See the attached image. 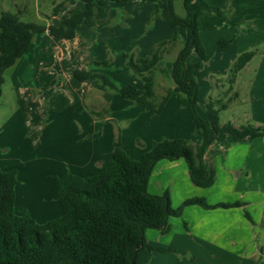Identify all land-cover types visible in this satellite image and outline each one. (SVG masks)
Instances as JSON below:
<instances>
[{
    "label": "rangeland",
    "instance_id": "374dc122",
    "mask_svg": "<svg viewBox=\"0 0 264 264\" xmlns=\"http://www.w3.org/2000/svg\"><path fill=\"white\" fill-rule=\"evenodd\" d=\"M211 1L221 0H210L209 3L212 4ZM61 2H64L59 10H62V15L73 7H85V3L81 0H4L0 5V12L2 10L18 12L19 9L27 8L29 12L27 15H22L23 20L48 19L52 21L51 23H55L52 18L54 6ZM144 2L153 4L148 0ZM124 5L110 2L105 15L98 20L96 27L80 24L79 32L85 42L81 45L83 51L81 55L93 61L91 67L95 72L92 73L105 74L116 86L132 84L142 88V78L124 69L123 54H134L135 57L146 56L152 45L157 44L158 40L166 35L165 26L171 28V24L168 20L155 17L152 11L144 9L140 4L131 3L127 9L123 8ZM175 9L179 15H185L182 0L175 2ZM221 9L223 10L221 15L205 13L219 21L217 24L213 22L208 24L210 26L207 28L203 26L200 33L202 44L205 51L210 54V59L204 62L201 69L195 71L199 85L197 111L207 119V102L211 98L223 99L228 102V106L220 113L221 123L230 121L242 125L251 122L259 125L254 116L256 113L253 114L254 111H251V99L256 110L259 111L264 106V71L257 70L264 46L258 45V48H255L257 52L248 68L243 69L239 74L234 89L238 92V97L236 98L234 91L230 95L223 93L230 88V69L239 56L237 53L243 47L253 49L254 46L250 45L253 43L256 45L262 40L264 29L246 31L243 30L245 28L243 25H239L236 31L229 30V22L232 18L234 20V17H230L232 14L228 6ZM177 31L179 33L177 44L165 54L155 71V90L158 96L164 93L166 87L173 86L172 62L176 59L187 34L184 27H178ZM37 36L42 40L44 38L40 33ZM220 39L232 41L225 47L216 46V42ZM39 42L33 43L32 50L39 46ZM29 54L30 52L25 54L16 65L4 72L5 80L0 94V169L17 170L19 187L25 188L18 193L21 211L27 209V203L33 205V200L28 194L26 196L25 190L27 191L28 188L35 190L36 187L47 193L51 190L55 176L63 177L71 171L70 167L76 161L75 149L85 145L92 137L95 122L99 123V131L105 128L107 122L110 124L109 130L112 125L116 131L115 138L119 129L126 150L134 151L137 148L141 150L146 145L144 141L146 136H142L137 123L133 124V117L124 116L126 114L120 116L122 112L119 111L118 119L114 118L111 121L107 119V115L112 113L109 109L112 99L107 101L104 93L110 91L113 96L122 98L116 89L94 75H91L88 84H81L77 81L79 79L71 78V72L74 69L76 71L77 67L81 68L80 64L76 63H58L52 75L45 71L43 73L47 75L39 79V58H34L32 53L29 59ZM200 59V55L194 51L187 59V64L195 63ZM94 60H108L109 64L95 65ZM173 98L172 101L177 99L176 96ZM184 112L185 115L179 117L178 124L184 128L187 124L194 126L188 111ZM245 114H248V117H245ZM193 128L195 132V127ZM109 130L107 129L108 132ZM185 139L196 142L193 134ZM153 141L148 140L150 147ZM163 185L165 189L166 184ZM156 187L159 188V184ZM166 190L169 191L175 208L183 206L182 214L170 218L169 232L162 233L153 228L145 231L148 244L165 250L146 248L139 253L137 264H264V239H254L249 246H236V238L233 236L234 226L224 228L222 226L224 221L216 219L215 209L218 206H202L206 219L209 217L210 221L197 226L192 222V213H188L187 210L195 204L184 205L186 199L183 200L180 195L174 196L172 186L164 191ZM39 201L41 204L44 201L47 208L52 207V202H55L45 197L40 198ZM210 201L212 200L206 199L209 205H213ZM53 216L50 212L45 217ZM256 235L260 238L259 229Z\"/></svg>",
    "mask_w": 264,
    "mask_h": 264
},
{
    "label": "trees",
    "instance_id": "16d2710c",
    "mask_svg": "<svg viewBox=\"0 0 264 264\" xmlns=\"http://www.w3.org/2000/svg\"><path fill=\"white\" fill-rule=\"evenodd\" d=\"M81 1L85 7L71 8L57 25L25 21L22 9L0 12V94L5 70L28 51L35 34L49 31L53 37L74 39L78 26H95L105 15L110 2L126 4L130 0ZM149 1L155 3L154 16L168 20L174 31L170 38L152 45L146 56L123 54L124 69L140 76L143 87L137 88L132 84L118 87L105 74L90 70H76L74 77L86 80L94 75L116 89L123 98L151 113H161L170 96L174 95L188 111L195 130L201 132V140L193 143L185 138L165 137L153 141L139 159H133L123 148L118 135L113 148L101 159L95 174L81 176L67 172L63 177L55 176L61 214L44 222L37 221L29 212H16V190L20 182L17 170L0 169V264H137L142 250L161 249L147 243L145 231L153 228L162 233L169 232L170 218L180 216L183 210V206L175 208L172 205L168 190L160 194L149 191L150 177L156 164L162 159L172 161L183 158L192 183L198 187H210L215 183L216 173L205 165L203 156L217 134L227 133L235 139L264 136L263 125L221 123L220 113L228 106L223 99L211 98L207 102V119L197 111L199 85L195 71L210 59L202 44L199 19L205 13L221 15L223 10L208 0H182L185 9L182 16L175 9L177 0ZM63 4L55 6L54 15ZM178 27H184L187 34L172 62L173 86L166 87L164 93L158 96L155 71L165 54L177 44ZM231 41L220 39L215 45L225 47ZM194 51L201 59L187 64ZM254 56V51L238 56L230 69L229 89L233 88L239 72ZM94 64L107 66L109 62L94 60ZM112 96L110 91L104 93L107 101ZM190 204L203 207L244 205L241 201L209 205L203 197L184 201V205Z\"/></svg>",
    "mask_w": 264,
    "mask_h": 264
},
{
    "label": "crops",
    "instance_id": "0c3cea01",
    "mask_svg": "<svg viewBox=\"0 0 264 264\" xmlns=\"http://www.w3.org/2000/svg\"><path fill=\"white\" fill-rule=\"evenodd\" d=\"M3 1L4 0H0V5H2ZM227 1L228 0L211 2L214 6L220 8L228 6L229 10H231L232 15L230 17H234V20H232L233 18L230 20L229 30L236 31V27L239 25H243V27H245L243 30L246 31H259L260 29H264V0H229L228 3ZM131 3L140 4V6L144 7V9L152 11V13L155 8L154 2L153 4H148L147 2H144V0H130L123 8L127 9ZM55 6H57V4ZM22 12L24 15H27L29 11H27L26 8H22ZM62 16L61 10L56 15L52 14L53 22L55 23H51L52 21H49L48 19L35 22L46 25H57ZM206 16V14H203L199 19L200 33L203 30V26H206L207 28V26H210L208 24H211L212 22L217 24L219 21L217 18H213L214 16H207V18ZM215 26L216 25H214V27ZM165 27L166 35L159 39L160 41L170 38L173 34L174 29L172 26L171 28H167V26ZM80 28L81 26L79 25L76 37L71 40L55 38L49 31L40 33L44 37L43 40L40 36H37L39 33L34 35L31 45L25 54L30 52L29 59H31L32 53L35 56L34 58H39V79L43 78V75H47V73L52 75L53 70L57 67L58 63L63 62L68 64H80L79 66H81V68L77 67L76 70H86L87 68V70L95 72V70L91 67L93 61L91 62L90 59L87 60L86 56H82L83 51L81 45L85 42L83 40V35L79 32ZM40 40L41 42H39ZM35 41H37V43L39 42V46L32 50V45ZM151 44H153L152 41ZM258 45L264 46V36L261 41L256 43V45L254 43L250 45L254 46L252 47L253 49L243 47L237 54L240 55L243 52L249 51H254L256 54L257 49L255 48H258ZM262 52V59L257 69L259 71H264V47ZM24 55L12 66L16 65L18 61L24 57ZM249 63L243 69L248 68ZM45 71L47 72L46 74L43 73ZM74 71L75 69L70 75L73 79H75L73 76ZM238 76L233 88L228 89L226 93H223V95H230L233 93ZM90 78L92 77L90 76L86 80H75L80 81L81 84H88ZM234 92L237 98L239 94L237 91ZM173 96L174 95L170 96L163 111L159 114L146 111L142 107L135 105L132 101L123 97L119 98L118 96H113L111 100L112 102L109 105V109L112 113L107 115V119L109 121L114 118L118 119V112L121 111L122 113L120 116L126 114L124 116L133 117V124L137 123V128L142 132V136H146L144 139L146 144L144 149L138 150L137 148L132 151L131 149L126 150L123 146L131 158L139 159L141 155L150 148L148 145L149 139L155 141L161 140L165 137L188 138L191 134H193L194 138H196V142L201 140V132H193L194 126L187 124L186 128H184L182 125L178 124L179 117L184 116V111L187 112V110L180 105L177 99L172 101L174 99ZM251 100L253 101V99ZM252 101L251 111H254L253 114L256 113L254 114V116H256L255 120L257 124L264 126V106H262L258 111L255 109V106L253 107L254 101ZM172 112H174V114H172ZM246 116L248 117V114H245V117ZM234 124L236 126L240 125L238 123ZM98 125L99 123L95 122L93 128L94 131L91 133L92 137L88 139L86 144L75 149L74 156L76 161L73 166L70 167L71 171L69 172H73L81 176L95 174L101 159L113 148V142L116 135L114 132L116 133V131L112 128V125L109 130L110 124H108V122L105 123V128L102 129V131H99ZM117 132L118 135H120L119 129H117ZM203 161L208 168H213L215 170L216 180L212 186L205 188L194 185L190 179L187 163L183 158L172 161L162 159L153 169L149 181V191L151 193L160 194V192H163L166 188L172 186L174 196L180 195L183 200L192 197H203L207 200L211 199L212 201L210 202L213 204L241 201L244 205L217 207L215 209L216 215L218 216H216V219L224 221L222 224L224 228H231L234 226L233 236L236 238V246H249L251 241L254 239H264V136L235 139L230 134L219 133L216 135L214 141L207 147L203 156ZM82 172L85 173L83 174ZM158 184L161 189L156 187ZM163 184H166L165 189V185ZM19 186L20 185L17 186L16 190L15 204V210L18 214L29 212L39 222H44L61 214V206L58 200L55 180L51 184V190L47 193L43 192L40 188L39 191L36 187L35 190L33 188L31 190L29 188L27 191L25 190L26 196L28 194V197H31V200H33V205L31 203H27V209L24 211L23 209L21 211L19 208L18 193L21 189L25 188H20ZM42 197L55 200V202H52L51 204L52 207L47 208L44 201L41 204L39 199H42ZM203 209L204 208L199 204L193 205L192 208H187L188 213H192L191 216L193 224L201 226L207 224V221H210L209 217L206 219L207 216L205 215ZM50 212L51 215L53 214L54 216L45 217L50 214ZM257 229H259L260 238L256 235Z\"/></svg>",
    "mask_w": 264,
    "mask_h": 264
}]
</instances>
